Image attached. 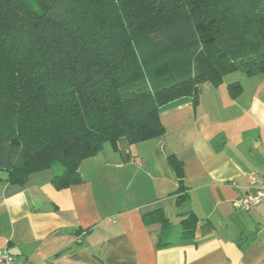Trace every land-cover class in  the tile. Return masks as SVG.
I'll use <instances>...</instances> for the list:
<instances>
[{"label": "trees", "instance_id": "16d2710c", "mask_svg": "<svg viewBox=\"0 0 264 264\" xmlns=\"http://www.w3.org/2000/svg\"><path fill=\"white\" fill-rule=\"evenodd\" d=\"M34 1L37 10L0 0V172L12 185L60 165L53 187L79 186V168L105 144L163 137L162 108L196 106L237 72L264 74V0ZM169 162L180 204L184 165ZM143 218L169 227L162 210ZM198 223L187 215L185 238Z\"/></svg>", "mask_w": 264, "mask_h": 264}, {"label": "crops", "instance_id": "0c3cea01", "mask_svg": "<svg viewBox=\"0 0 264 264\" xmlns=\"http://www.w3.org/2000/svg\"><path fill=\"white\" fill-rule=\"evenodd\" d=\"M226 78L196 106L185 98L162 108L163 137L105 144L79 168V186L53 187L60 165L23 186L0 180V250L27 264H264V203L235 208L264 185V74ZM235 82L243 90L232 98ZM171 155L184 165L180 204ZM158 210L167 229L144 222ZM192 213L199 223L185 238Z\"/></svg>", "mask_w": 264, "mask_h": 264}, {"label": "built area", "instance_id": "2783aa9c", "mask_svg": "<svg viewBox=\"0 0 264 264\" xmlns=\"http://www.w3.org/2000/svg\"><path fill=\"white\" fill-rule=\"evenodd\" d=\"M264 203V185L255 189L251 193L239 198L235 202V208L244 211L252 212L258 206ZM0 264H27L24 261H20L14 257L9 249L0 250Z\"/></svg>", "mask_w": 264, "mask_h": 264}, {"label": "rangeland", "instance_id": "374dc122", "mask_svg": "<svg viewBox=\"0 0 264 264\" xmlns=\"http://www.w3.org/2000/svg\"><path fill=\"white\" fill-rule=\"evenodd\" d=\"M27 2L29 3V5H30L29 7L31 9H33V10H37L38 9V6H37L36 3H34L35 2L34 0H27ZM238 74H240V72H238ZM236 75H237V73L233 74V75H229V76H227L226 80H229L228 78H230V76H236ZM164 85H169V83H166Z\"/></svg>", "mask_w": 264, "mask_h": 264}, {"label": "water", "instance_id": "95a60500", "mask_svg": "<svg viewBox=\"0 0 264 264\" xmlns=\"http://www.w3.org/2000/svg\"><path fill=\"white\" fill-rule=\"evenodd\" d=\"M10 178V173L8 172H0V180L7 181Z\"/></svg>", "mask_w": 264, "mask_h": 264}]
</instances>
